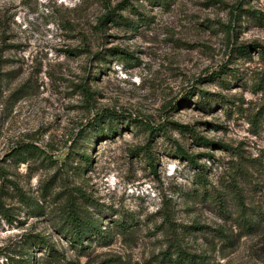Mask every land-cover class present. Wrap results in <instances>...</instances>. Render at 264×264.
Returning <instances> with one entry per match:
<instances>
[{"label": "rangeland", "instance_id": "rangeland-1", "mask_svg": "<svg viewBox=\"0 0 264 264\" xmlns=\"http://www.w3.org/2000/svg\"><path fill=\"white\" fill-rule=\"evenodd\" d=\"M186 255L264 264V0H0V264Z\"/></svg>", "mask_w": 264, "mask_h": 264}, {"label": "trees", "instance_id": "trees-1", "mask_svg": "<svg viewBox=\"0 0 264 264\" xmlns=\"http://www.w3.org/2000/svg\"><path fill=\"white\" fill-rule=\"evenodd\" d=\"M111 20L115 23L119 22L120 20H124V18L118 14H116L114 11H111L110 13H108L104 19H102V22L101 24L102 25H106V23ZM202 143L206 144V145H209L210 144V141H208L207 139L205 138H200ZM27 149H31V148H27ZM32 149H36L34 147H32ZM73 222H74V226H75V229H76V234H77V237L79 238L80 235H81V232H80V229H81V219L78 218L77 215L74 216V219H73ZM175 252L177 251L178 253V258L180 259V257H182L184 254L183 251H181L179 248L175 249L174 250ZM181 263H185V264H198V261L196 260V256L194 255H186L185 257V260L181 261Z\"/></svg>", "mask_w": 264, "mask_h": 264}]
</instances>
